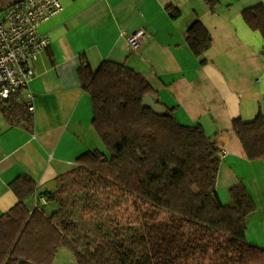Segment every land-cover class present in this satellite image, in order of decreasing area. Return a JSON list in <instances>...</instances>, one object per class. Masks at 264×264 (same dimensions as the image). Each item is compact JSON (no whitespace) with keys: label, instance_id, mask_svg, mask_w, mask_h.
<instances>
[{"label":"trees","instance_id":"16d2710c","mask_svg":"<svg viewBox=\"0 0 264 264\" xmlns=\"http://www.w3.org/2000/svg\"><path fill=\"white\" fill-rule=\"evenodd\" d=\"M15 1L5 0L0 11ZM170 13L177 18L181 11ZM243 17L264 35V3L245 8ZM186 38L199 56L213 42L199 18ZM80 73L106 151L84 153L54 191H43L58 204L50 214L25 203L37 188L30 175L13 182L21 200L0 218V264H51L63 246L80 264H264V247L247 238L257 203L244 183L230 188L231 202L221 199L222 158L205 128L147 102L153 85L126 63L106 60ZM18 93L5 109L33 122ZM234 130L249 158H264V112L236 119Z\"/></svg>","mask_w":264,"mask_h":264},{"label":"crops","instance_id":"0c3cea01","mask_svg":"<svg viewBox=\"0 0 264 264\" xmlns=\"http://www.w3.org/2000/svg\"><path fill=\"white\" fill-rule=\"evenodd\" d=\"M63 9L40 25L50 45L33 62V122L24 112L0 105V218L21 199L13 182L30 175L36 190H52L57 178L78 165L84 153L105 143L97 131L95 106L81 68L104 61L126 63L155 89L148 102L158 111L174 109L185 125H202L221 153L217 190L225 203L230 188L244 183L257 209L248 217L247 238L264 247V158H249L234 121L264 112V35L243 17L264 0H62ZM181 14L174 18L170 8ZM200 19L212 45L197 55L186 38ZM144 29L140 51L123 31ZM34 193V192H33ZM31 193L25 203L36 200ZM31 205V204H30ZM28 205L29 208H32Z\"/></svg>","mask_w":264,"mask_h":264},{"label":"built area","instance_id":"2783aa9c","mask_svg":"<svg viewBox=\"0 0 264 264\" xmlns=\"http://www.w3.org/2000/svg\"><path fill=\"white\" fill-rule=\"evenodd\" d=\"M63 7L62 0H16L0 11V105L5 106L23 91L19 99L34 113L35 94L31 82L36 71L33 62L51 43L41 32L40 25ZM146 34L144 29L131 34L123 31L126 44L135 51L142 48ZM33 195L36 198L33 209L48 204L47 196L37 190Z\"/></svg>","mask_w":264,"mask_h":264},{"label":"rangeland","instance_id":"374dc122","mask_svg":"<svg viewBox=\"0 0 264 264\" xmlns=\"http://www.w3.org/2000/svg\"><path fill=\"white\" fill-rule=\"evenodd\" d=\"M56 188L49 190L54 191ZM77 194H80V192L77 190ZM49 198V197H48ZM28 205L32 207V199L27 201ZM33 208V207H32ZM56 208H58L57 202L54 200H49L48 204L43 206V209L47 212V214L52 213ZM31 209V208H30ZM22 264H30L26 260H23ZM51 264H80L76 254L68 247H61L59 248L53 262Z\"/></svg>","mask_w":264,"mask_h":264},{"label":"water","instance_id":"95a60500","mask_svg":"<svg viewBox=\"0 0 264 264\" xmlns=\"http://www.w3.org/2000/svg\"><path fill=\"white\" fill-rule=\"evenodd\" d=\"M5 0H0V4L2 3V2H4ZM147 102H148V99H147Z\"/></svg>","mask_w":264,"mask_h":264}]
</instances>
